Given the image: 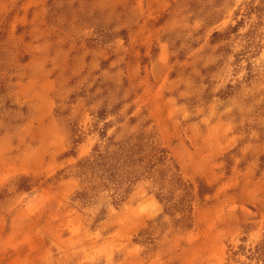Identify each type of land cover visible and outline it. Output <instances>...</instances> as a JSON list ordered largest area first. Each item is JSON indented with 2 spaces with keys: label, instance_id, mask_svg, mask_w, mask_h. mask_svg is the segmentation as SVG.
I'll return each mask as SVG.
<instances>
[{
  "label": "rangeland",
  "instance_id": "374dc122",
  "mask_svg": "<svg viewBox=\"0 0 264 264\" xmlns=\"http://www.w3.org/2000/svg\"><path fill=\"white\" fill-rule=\"evenodd\" d=\"M0 264H264V0H0Z\"/></svg>",
  "mask_w": 264,
  "mask_h": 264
}]
</instances>
